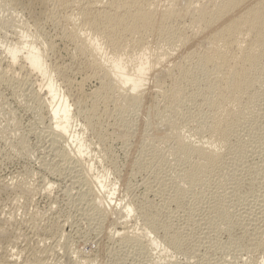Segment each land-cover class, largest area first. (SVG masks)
<instances>
[{"label": "bare ground", "instance_id": "6f19581e", "mask_svg": "<svg viewBox=\"0 0 264 264\" xmlns=\"http://www.w3.org/2000/svg\"><path fill=\"white\" fill-rule=\"evenodd\" d=\"M3 2L10 11L25 12L27 22L7 23L13 26L15 39L0 47V84L10 87L19 81L18 75L28 83V90L23 89L26 85L19 89L42 113L44 135L56 161L49 166V179L58 180L64 170L71 172L70 183L77 188L72 200L80 207L79 215L88 221L116 215L112 229L107 227L111 234L106 229L103 235L118 249L129 248V259L155 250L158 260L184 255L199 258L193 264H234L223 254L254 250L261 251L264 264V192L259 190L264 187V0ZM45 24L51 32L43 30ZM58 46L65 50L66 62L60 60ZM91 82L96 87L86 92ZM129 109L142 110L144 131L155 148L162 145L166 150L161 153L159 148L161 152H152L150 159L169 168L170 174L156 176L154 171V180L143 184L156 202L145 195L117 202L116 185L106 186L108 173L95 177L91 173L95 161L86 134L103 151L109 131L118 133L126 125L123 115ZM75 125L79 129L72 130ZM90 175L96 181L94 189ZM52 179L42 180L39 187L48 197L55 188ZM17 189L26 201L36 196L30 188ZM131 216L141 221V231L130 229ZM178 216H185V222H175ZM11 226L12 216L0 217V243L1 238L7 243L6 256L0 245V264H17L19 253L13 249L18 239ZM224 234L227 241H222ZM49 250L40 247L30 260L50 264L56 250ZM115 254L116 263L126 260ZM62 258L60 264H81L68 252Z\"/></svg>", "mask_w": 264, "mask_h": 264}, {"label": "rangeland", "instance_id": "374dc122", "mask_svg": "<svg viewBox=\"0 0 264 264\" xmlns=\"http://www.w3.org/2000/svg\"><path fill=\"white\" fill-rule=\"evenodd\" d=\"M4 3L5 2H3V0L2 1L0 0V47H3L6 43L8 44L9 41L13 42L15 39V35L13 34V32H14L13 26L11 24H7V23L11 22L10 20L17 21V22H15V25H16V23L17 24L20 23V21L23 23L27 22L26 21L27 15L25 12L10 11L8 6L6 7V3L5 4ZM3 4H4V6H3ZM34 8H35V11H37V7H34ZM44 26H45L43 28L44 31L51 32V30H50L51 27L48 24H45ZM58 47L60 49H62V46H58ZM57 50H58L57 54L60 55V58L62 57L60 60L66 62L68 60V57H67V54L65 53V50L64 51H63V49H62V51L59 49H57ZM0 55H1V52H0ZM18 78L21 79L22 77L18 75ZM20 79H19V81L13 82L14 86L11 85L10 87H8V86L5 87V85L3 86L2 84H0V129L1 130L4 129L3 130L4 132L0 131V134L2 133L0 135V182L2 184V187H4L6 185V187L9 188V189H6V187H4L3 189L2 188L0 189V217L4 218V217L12 216V226L13 227L11 226V228L13 229V231L16 230L13 232V233H15V234H13V236L15 237V239H18V240H15V244H14L15 249H13V251L15 250L14 253L16 255H17V253H19L18 254L19 256L17 255L15 257L18 259L17 264H22V263L23 264H33V262L30 260V256L35 251L38 252L37 250H39L40 247L42 249H45V250L48 249V251H50L49 249H51V247L54 250H56V253L54 254V256L53 255L50 256V258L48 260V262H50V261L53 262V263L50 262V264H60L61 260H63V258H62L63 252H66V253L68 252V254L70 255V257H72V259H76V261H78V263H81V264H85V261H86V264H89V263L90 264H105L104 262H106V264H111V263L115 264L116 259L114 258V255H113V254H115V252H116V254L119 252L117 255L116 254L115 255L120 259V261H124L126 259L124 262H122V264H124V263L125 264H145L144 262H146V264H148L147 262L150 263L151 258L153 261L151 263H158L159 262L160 264H174V263L175 264H190L192 262L191 264H193L196 261L195 258H197V257L191 258L192 256L191 257L186 256L187 257L186 258V257H184V255H182V256L178 255V256H175V258H171L170 260H168V259L158 260L155 258L156 254L154 255V253L156 252L155 250L153 252H150L149 254H147L148 256H146V254L144 256L139 255L141 257L136 256V258H138L139 260L137 259V262H135L136 261L135 256L130 255V259L128 257L129 256V253H128L129 248H127V247L124 248V246H122V247L120 246L118 249V246L115 243H112L108 240H105L106 237L103 235L104 234L103 232H105L106 229L108 232H105V233L108 234L111 232L110 231L112 229L111 227H113L112 226L113 223H111L112 216H114L116 218V215L112 214L111 216H109L110 218H108L107 220H102V219L96 217L94 220L95 222L92 220L88 221L87 219H84V217H81V215H79L80 207L78 209L77 207L79 205H77V203L76 204L73 203L75 201L74 197L76 198L77 188L75 186H72L70 183L72 181V178L70 179L71 175H69V173H71V172L69 170H68V172L64 170L63 172L62 171L60 172L62 174H60V178H58V180L55 177L53 179L52 178L49 179L48 172L51 170L50 169L52 167L51 164L53 163V161L54 162H56V161H55V158H53V154H51L52 151H51L50 146H49L50 143L48 141V138L46 137V135H47L46 134L47 129L45 130L46 124H44L45 123L43 121L44 119L42 120V118H41V117H43L42 113L40 114L41 115L40 116L39 115L40 111H37L33 107V105L24 97L23 91L22 90L20 91L21 88L19 89V87H21V86L23 87L24 85H26V86H24L23 89L27 88V90H28V87H27L28 83L24 84L25 82L23 83L22 80H20ZM149 84L150 83L147 84L148 86H146V88H148L150 86ZM16 87H18V88H16ZM95 87H96V84L91 82V83L87 84L84 89L86 92H89V90L90 91L94 90L93 88H95ZM261 89H262V87H261ZM140 111H137L134 109H129L126 112H124L123 118H124V121L126 122V125L124 127H122L120 129V132H118V133H114L113 130L109 131V134L111 136H110L109 141L106 144L107 148L105 147L106 149H104L103 151H101L100 150L101 148H99V146L95 144L94 139H89L90 136L88 134H86L87 140H90V142L87 141V144L89 145V146L87 145V147H88V150H90L91 155L93 156L94 161H95L93 171H91V173L93 172L92 175L95 177L97 174L99 175V173L101 174V172L106 171L108 173L107 177L104 178L106 180V186L108 187V189H110L112 187V185H116V190H115L116 191V200H117V202L120 201L121 203L124 201L127 202L128 200H131L132 196H134L132 199H134V198L139 199L140 197H142L141 195H143V196L145 195L147 198L149 197L148 200L151 199V201H154V202L158 201V198L153 193H151L152 194V196H151L150 192L148 193L147 191H144L145 190L144 186H146L145 182L150 183V181H153L154 180L153 177H155V175L156 176H158V175L164 176L165 174H170L169 168L167 169L166 166L165 167L161 166V168H160L159 165L157 166L158 163L156 164L155 162H151L152 159H150V157H151L150 154L152 152H154V154L155 153L159 154V152H161V150H162L161 153H166V150L162 145H159V146L157 145L158 149L155 148L156 146L153 145L152 140H150L151 138L148 137L150 135L149 132L144 131L145 130L144 123H146L144 121H146V119L144 118L142 110H140ZM7 114H8V116H7ZM11 115H13V116H11ZM9 116H10V118H9ZM12 118L14 120H11ZM8 119H9V121H8ZM15 120H16V123H14V124L15 125L17 124V125L15 126L12 124L13 126H11V123L15 122ZM112 122H113V120H111L110 123H112ZM7 126L9 128L10 127L11 128L9 129ZM14 127H15V129H14ZM76 129H79V128L76 127V125H75V128L72 130H76ZM112 132L114 134L113 136H112ZM44 134H46V135H44ZM20 140L22 141L23 146L21 145ZM149 140L151 141V143ZM90 143H92V144H90ZM151 146H152V148H151ZM159 148H161L160 151H159ZM49 149H50L51 153L49 152ZM94 153H95V155H94ZM101 155H103V156H101ZM139 158L140 159L142 158L141 159L142 161L141 160L138 161ZM145 158L147 159L148 162H145V160H146ZM110 159L112 160V162L108 161ZM149 161L151 162L150 166L148 165L150 163ZM139 163H140V165H139ZM152 163H155L156 165L152 164ZM152 165L153 166L155 165L156 168H155V166L153 167ZM49 166H51V167L49 168ZM61 166H60V168H61ZM47 167L49 168V170H47L48 169ZM142 167H143V169H142ZM146 167H150V169L146 168ZM138 168H140V169L138 170ZM152 168H154V169H152ZM61 169H66V168L62 167ZM171 169L177 171L173 167ZM165 170H168L167 172H169V173H167ZM94 171H95V173H94ZM154 171L156 173H157V171H159L158 172L159 174H156ZM153 172L155 173V175ZM21 177H23V178H21ZM94 177H91V175L89 177L90 185L92 186L93 189L96 185V181H94V179H95ZM51 179H52V181L55 182V188H53V190L51 191V194L48 197V196H46V194H43L42 192H40L39 187L41 188L43 185L42 183H45ZM42 180H43V182H42ZM19 182H20V184H24V185H19ZM28 182H29V185L27 184ZM25 183H26V186H25ZM143 184H144V186H143ZM30 185H31V187H30ZM66 185L67 186L70 185V187H67ZM19 186H22L23 188L25 187L26 189L30 188L32 190V192H36V196L33 198V200H31L30 202L24 200V198L22 196H20V194L17 191L18 190L17 188ZM32 187H34V188H32ZM126 188H128V189H126ZM12 189H13V191H12ZM259 190L264 192V187L259 188ZM14 191L16 192L17 196L15 195ZM146 192L149 195H147ZM21 197H22V199H21ZM126 202H124V203H126ZM124 203H122V204H124ZM171 207H173V206H171ZM170 210L175 211L176 209H175V207H173L172 209L170 208ZM13 213H14V215H13ZM34 213H35V216H33ZM114 217H113V219H114ZM184 217L185 216L179 217V219H181V220H179L177 218V220L175 222L181 223L182 220L185 222ZM31 220H32V222H30ZM20 221H22V222H20ZM98 222L101 224L103 223V224L100 226L98 225V227H97ZM21 223H22V225H21ZM110 223H111V225H110ZM93 225L96 226V227L94 226L95 229L93 228ZM54 226H56V227H54ZM128 226L130 227V229H134L135 231H138V232L141 231L143 228L141 221L135 216H133L132 218H129ZM100 227H102V229L104 231ZM62 228L65 230V232ZM36 229H38V230H36ZM61 230H63V231H61ZM95 230H98V231H95ZM100 230L102 231V233ZM63 232H64L65 236L63 235ZM67 232H68V234H67ZM98 232L100 235L97 234ZM52 233H53V235H52ZM60 234H62L61 237H59ZM40 237H43V238H40ZM62 237H64V238H62ZM226 237L227 236L225 234L222 235V237H221L222 241H227ZM37 238H39V239H37ZM20 241H22V242H20ZM55 242L57 245L55 244ZM88 244L90 247H88ZM0 245H1L2 253H4V256H6L5 247L7 246V243L4 241L3 238H1ZM109 248H110V250H109ZM95 249H97V250L95 251ZM31 250H32V252H31ZM107 250L109 251V253L111 251L112 252L114 251V253H110L108 255ZM115 250H117V251H115ZM104 251H105V253H104ZM79 252H80V254H79ZM243 252L235 253L236 257L234 256V254H223L224 255L223 257L229 258L231 260L233 259L234 264L235 263L236 264H260V260H261L260 252L261 251L251 250V251H248L247 253L245 251L246 254ZM21 253H23V254H21ZM75 253L78 255L76 256ZM151 253H152V255H151ZM197 253L199 254L200 251ZM198 254H196V255H198ZM200 254H202V253H200ZM111 255L113 258L111 257ZM149 255L152 257L149 258ZM225 255H227V256H225ZM231 255H233V256H231ZM80 256H84L85 258L80 257ZM77 257H80L82 260L78 259ZM86 257H87V260H84V259H86ZM90 257H91V259H90ZM153 257L155 259H153ZM88 258L90 259V261ZM94 258H96L99 261H97ZM236 258H237V260H236ZM92 259L94 261L95 260L96 261L91 263ZM112 259H113V261H112ZM144 259L145 260L147 259V260L145 261ZM197 259H199V258H197ZM29 260L31 261V263ZM79 260H81V261L79 262ZM83 260H84V263L82 262ZM256 260H258V261H256ZM140 261H142V262H140ZM119 263L121 264V262H119ZM119 263H116V264H119Z\"/></svg>", "mask_w": 264, "mask_h": 264}]
</instances>
